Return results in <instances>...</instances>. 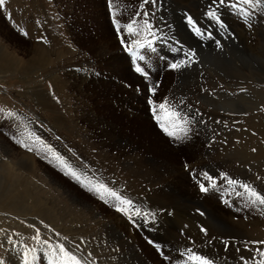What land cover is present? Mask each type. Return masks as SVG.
I'll list each match as a JSON object with an SVG mask.
<instances>
[{
    "label": "rangeland",
    "instance_id": "1",
    "mask_svg": "<svg viewBox=\"0 0 264 264\" xmlns=\"http://www.w3.org/2000/svg\"><path fill=\"white\" fill-rule=\"evenodd\" d=\"M262 1L255 8L245 5L250 13L245 18L230 7L236 0L224 5L111 0V6L109 0H5L0 7V206L5 208L0 209V264H51L57 243L90 264H194L189 249L214 264L260 260L255 250L264 251V245L252 242L264 241V205L252 204L242 184L264 194V82H237L235 113L223 112L226 102L216 105L215 115L202 113L199 105L206 92L219 102L226 99L205 86L217 73L224 76V63L251 54L250 45L264 50V13L255 10ZM210 8L226 27L207 15ZM132 21L135 34L126 28ZM226 40L233 42L224 51ZM115 57L124 62H114ZM253 60L245 58L250 67ZM181 61L182 67H171ZM165 102L189 121L180 139L168 136L153 114L155 106L163 117L159 105ZM192 109L198 114H190ZM55 154L81 179L66 175ZM97 184L131 200L129 212L117 211L119 201L110 196L102 199L93 189ZM11 191L20 206L38 199L53 216L47 209L36 215L14 212L7 202ZM37 229L48 244L33 239Z\"/></svg>",
    "mask_w": 264,
    "mask_h": 264
},
{
    "label": "snow or ice",
    "instance_id": "2",
    "mask_svg": "<svg viewBox=\"0 0 264 264\" xmlns=\"http://www.w3.org/2000/svg\"><path fill=\"white\" fill-rule=\"evenodd\" d=\"M147 2V0H145ZM227 2V0H219L220 5H224ZM262 0H236L235 3H231L230 7L233 9H236L241 15H243L245 18L248 17L250 14L248 11V8L244 7L245 5L251 6L252 8L257 7L260 5ZM110 6H111V0H109ZM5 5V0H0V7ZM207 15L211 17L213 20L220 23L221 27H226V25L223 24V21H221L220 16L217 14V11L215 9L210 8V10L207 12ZM115 16V13H113V17ZM190 24H195V22L192 20L191 17L188 18ZM116 24L117 31L120 30V25L118 22L114 20ZM135 21H132L129 23L126 28L127 31L131 34H135L137 32V29L134 27ZM151 24H148L145 22V30L149 31L151 29ZM195 31L198 35L201 34L200 29L197 27L195 28ZM25 36H27V32H23ZM147 46H152V41H146ZM134 45H137L139 47H144L145 44L141 43V41H133ZM127 47V45H125ZM131 51V49H129ZM190 55H195V53H190ZM142 59V57H141ZM184 65V62L181 61L179 63H174L171 65L172 68H180ZM136 71L143 72V69L140 67L136 68ZM146 75V73H145ZM151 91H155V89H151ZM149 103L152 104L153 102L149 100ZM160 111L164 114L163 117L156 115V107L153 106L152 111L154 116L156 117L157 121L160 123L161 129L170 137H174L176 139L182 138L181 135H186L189 129L186 127V125L189 123L186 117H182L181 113L176 111L174 108H169L167 106V102L161 103L159 105ZM10 115H15L14 113H11ZM18 143L23 144L24 147H28L27 144H24L23 141H18ZM50 147V146H49ZM31 150V149H29ZM55 159L59 162L60 165H62L64 168L67 169L66 175H70L73 178L80 180V175L69 165H67L64 161V158L61 157L59 154H55ZM204 177L208 180H212V177L208 176L207 173L203 174ZM228 183L230 184H237L241 183L239 181L231 180L229 179ZM212 187H215V182L213 181ZM242 187L246 190V192L249 194V199L251 200L252 204H259L264 205V194H261L257 192L254 188L247 184H242ZM93 189L99 193H101V198L103 199L105 195L110 196L114 198L116 201H119V204L116 205L117 211L123 212L127 214L129 212V208L132 206V201L129 199H126L122 196H120L119 193L116 191L108 188L105 184H97L93 185ZM200 190L202 192H207L208 188H206L202 183L200 184ZM136 215H140L139 209H136L135 211ZM37 235L33 237L34 240H37L38 242H41L43 244H48L49 242L47 240L41 241L39 237V229L36 230ZM202 231H206L205 229H202ZM57 236H59V233H56ZM151 243V242H150ZM254 244L264 245V241H253ZM159 250V245L156 246ZM52 259L51 264H90V262L82 257H78L76 254H74L72 251L67 249L63 243H57L55 246H52ZM259 256L261 257L259 261H253V264H264V251H262L260 248H257L255 250ZM91 254L89 253V256ZM188 260L193 261L194 264H214V261L207 256L198 255L191 251V249L188 250ZM241 260L243 261V264H248V261L244 259V257H241Z\"/></svg>",
    "mask_w": 264,
    "mask_h": 264
},
{
    "label": "bare ground",
    "instance_id": "3",
    "mask_svg": "<svg viewBox=\"0 0 264 264\" xmlns=\"http://www.w3.org/2000/svg\"><path fill=\"white\" fill-rule=\"evenodd\" d=\"M263 2V1H262ZM186 3V2H185ZM212 5V4H211ZM196 8V7H195ZM260 8V9H259ZM198 9V8H197ZM256 10V12L259 10V12L260 13H264V5H262L261 7H258L257 9H255ZM207 11V10H206ZM260 13H258V15L260 14ZM194 14V16H195V18L196 19H198L199 21H201V17H200V15H199V13L197 14V13H193ZM201 14V13H200ZM203 14V13H202ZM257 14V13H256ZM263 16H264V14H262ZM261 17V16H260ZM259 17V18H260ZM258 18V17H257ZM262 18V17H261ZM263 19V18H262ZM226 20H227V23H228V28L230 29V30H232V34H235V28H234V21H233V19L230 17V16H228L227 18H226ZM260 21V20H259ZM202 22V21H201ZM263 22V21H262ZM236 23V22H235ZM255 23V22H254ZM200 24V23H199ZM236 25H237V23H236ZM259 25V24H258ZM262 27H264V26H262ZM251 28H253L252 26H251ZM239 30H241V29H239ZM241 32V31H240ZM245 34V33H244ZM218 36V35H217ZM231 36V35H230ZM239 36V38H240V40L242 41V42H244V36L242 35V34H239L238 35ZM222 38V37H221ZM234 38V37H233ZM257 38H258V36H257ZM260 39V38H259ZM228 40V39H227ZM227 40L225 41V42H227ZM239 40V41H240ZM216 41V40H215ZM247 41V40H246ZM230 42H233V41H230ZM230 42H227L226 43V45H224L223 47H222V49L224 50V51H227L228 49H229V47H230ZM251 43V42H250ZM242 44V43H241ZM250 45V44H249ZM208 46V45H207ZM233 46H235V45H233ZM242 46V45H241ZM206 47V46H205ZM210 47H211V45H210ZM254 47V46H253ZM253 47H251V45H250V47L247 49V52H250L251 54H249L248 56H244L242 59H240V60H237L234 64H232V63H224L223 64V72L225 73L224 74V76H222V75H220V73L218 74L217 73V77L216 78H214V79H212L211 81H208L206 84H205V86H209L210 88L209 89H212L213 90V94H219L220 95V97L223 95L226 99H222V100H220V102H219V100H215V99H212L209 95H210V93H208V92H206V93H202V95H200V98H202V100H204V102L205 103H202L201 105H199V110H201L202 111V113H204V114H210V115H215V111L216 112H218L219 111V109H218V107H216V105L217 104H223L224 102H226L224 105H225V108H221V109H223V110H225V111H223V112H225L226 114L229 112V113H235V112H237L235 109H234V107H235V104H236V102H235V99H236V93H237V82H245V80H252V79H256V80H258V81H261V82H264V50L263 49H261V48H254L253 49ZM232 48V47H231ZM262 48H263V46H262ZM211 50V49H210ZM213 51V50H212ZM233 51V50H232ZM231 51V52H232ZM151 52V51H150ZM235 52V51H234ZM209 54V53H208ZM224 54V53H223ZM222 54V55H223ZM210 55V54H209ZM226 55V54H225ZM224 55V56H225ZM232 55V54H231ZM219 56V55H218ZM240 56H242V55H240ZM251 56H254V57H256L254 60H253V58H251ZM206 57H208V56H206ZM150 58V57H149ZM149 58L147 59V63H146V66H145V68H149L150 67V65L148 64V60H149ZM217 58V57H216ZM222 58V57H221ZM245 58H249L250 59V61H252L253 60V63H252V67H250V65H248L246 62L247 61H245ZM211 59H213V58H211ZM234 59V58H233ZM228 60V59H227ZM117 61H119V62H124V61H122V59H121V57H115V60H114V62H117ZM213 61V60H212ZM126 62V61H125ZM128 62V61H127ZM187 62V61H186ZM250 63V62H249ZM129 64V63H128ZM128 64H127V66H128ZM190 66H191V64H190ZM194 66V65H193ZM196 66H197V64H196ZM117 67H119L120 68V70H121V73H123V71H122V69H121V67H120V65L118 64V66ZM220 68V67H219ZM218 70V69H217ZM198 71V70H197ZM170 75V74H169ZM204 77V76H203ZM207 78V77H206ZM165 81V80H164ZM174 83V82H173ZM247 83H248V81H247ZM246 84V83H245ZM146 85H148V83H145V87H146ZM222 85H223V87H222ZM221 88H220V87ZM261 86V85H260ZM162 87V86H161ZM204 87H202V89H203ZM233 88L235 89L234 91H233ZM216 89V90H215ZM146 90V89H145ZM215 92V93H214ZM239 92H241V91H239ZM246 92H248L247 90L244 92L245 94H246ZM261 93V92H260ZM199 94V93H198ZM252 95H254V93L252 94ZM256 95H258V94H256ZM255 95V96H256ZM223 97V98H224ZM240 98V97H239ZM249 98V97H248ZM247 98V99H248ZM256 98V97H255ZM259 98V97H258ZM241 99V98H240ZM130 100V99H129ZM258 100V99H257ZM131 101V100H130ZM133 101H135V99L133 100ZM237 101V100H236ZM248 101V100H247ZM252 101V100H251ZM203 102V101H202ZM257 102V101H256ZM245 103V102H244ZM248 103H251V102H248ZM240 105V104H239ZM242 106V105H241ZM249 106V105H248ZM208 107H211V109L210 108H208ZM188 112V111H187ZM197 111H195V110H190V114H194V115H197L198 113H196ZM213 124V123H212ZM212 126V125H211ZM219 126V125H218ZM190 136V135H189ZM200 136V135H199ZM189 138V137H188ZM199 138V137H198ZM204 139V138H203ZM192 140V139H191ZM202 140V139H201ZM188 142V141H187ZM192 142V141H191ZM193 143V142H192ZM194 144V143H193ZM201 144V143H200ZM200 147V146H199ZM206 147V146H205ZM197 148V147H196ZM222 157V156H221ZM220 156H219V158H221ZM225 158V157H224ZM223 158V159H224ZM226 159V158H225ZM222 161V160H221ZM231 161V160H230ZM223 162V161H222ZM7 164V163H6ZM221 164V163H220ZM222 165V164H221ZM229 166V165H228ZM233 166V165H232ZM145 167V166H144ZM15 168V167H14ZM13 169V168H12ZM17 169V168H16ZM242 169V168H241ZM144 170V169H143ZM12 171V170H11ZM9 173V172H8ZM244 173H246V172H244ZM238 174V173H237ZM13 175H15L16 177L17 176H19V175H21V173H17V171L16 170H13ZM241 175V174H240ZM8 176V175H7ZM11 176V175H10ZM1 178V177H0ZM3 178H4V176H3ZM9 178H11V177H9L8 176V178L7 179H9ZM6 179V180H7ZM13 179V178H12ZM11 179V180H12ZM19 179V178H18ZM1 180H3V179H1ZM10 180V181H11ZM263 182V181H262ZM11 183V182H10ZM7 184H9V183H7ZM2 188L0 187V190H1ZM25 190V189H24ZM5 191H7V190H5ZM4 191V192H5ZM191 191V190H190ZM17 193V192H16ZM8 195V191L6 192V195H4L5 196V198H6V196ZM15 194H12V191H11V193H10V195H9V200L7 201V202H9L12 206H13V204H14V206H13V210H15L14 212H22L23 211V209H25V212L26 213H28V214H32V215H36L37 213H40L41 211H43V210H46L47 209V211H48V213H51V215H52V211H50L49 212V208H45V203L44 202H41V201H39L38 199H36V200H34V199H32V200H29L28 202V204H24V206H20L19 204H18V200H17V198L14 196ZM1 196V195H0ZM30 196V195H29ZM2 197H3V195H2ZM4 199V198H3ZM3 199H0V203H1V200H3ZM6 206V205H5ZM7 208V207H6ZM0 209H5L4 208V206H0ZM8 209V208H7ZM53 209V208H52ZM11 210V209H10ZM55 212V211H54ZM43 213H45V212H43ZM5 215V214H4ZM53 216V215H52ZM47 217H49V215L47 216ZM234 221V220H233ZM234 224V223H233ZM196 225V224H195ZM233 226V225H232ZM243 227V226H242ZM54 228V227H53ZM239 229V228H238ZM240 229H242V228H240ZM193 230V229H192ZM191 230V231H192ZM195 231V230H194ZM185 232V231H184ZM190 232V231H189ZM225 232V231H224ZM188 233V232H187ZM191 233H193V231L191 232ZM190 233V234H191ZM230 233V232H229ZM106 234V233H105ZM189 234V235H190ZM113 235V234H112ZM187 236V235H186ZM232 236V235H231ZM34 243V242H33ZM52 246V245H51ZM237 252V251H236ZM229 256V255H228ZM240 259V258H239ZM13 260V259H12ZM240 262V261H239ZM233 264V263H232Z\"/></svg>",
    "mask_w": 264,
    "mask_h": 264
}]
</instances>
